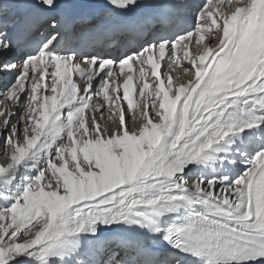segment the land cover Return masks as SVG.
Returning <instances> with one entry per match:
<instances>
[{"label": "snow or ice", "instance_id": "6c2138e0", "mask_svg": "<svg viewBox=\"0 0 264 264\" xmlns=\"http://www.w3.org/2000/svg\"><path fill=\"white\" fill-rule=\"evenodd\" d=\"M23 6L0 0V59L26 49L0 63L16 73L0 91V264H264V0H167L102 28L59 0Z\"/></svg>", "mask_w": 264, "mask_h": 264}, {"label": "bare ground", "instance_id": "6f19581e", "mask_svg": "<svg viewBox=\"0 0 264 264\" xmlns=\"http://www.w3.org/2000/svg\"><path fill=\"white\" fill-rule=\"evenodd\" d=\"M35 33H37V31H36ZM16 55H17V51H16V53H15L14 56H9L8 58H3V59L13 60V59L16 57ZM3 59H0V63L3 62ZM184 64H187V62L185 61ZM167 71H170V72H171V74H172V76H173V78H174V81L177 82V83L179 82V80H180L181 78H183V79H185V80H186L187 78H190L188 74H183V73H181L179 69H175L174 71H172V70H170V69H167ZM6 73H7V74H6ZM5 74H6V75H9L10 72L3 71V70L0 71V75H1V76L5 75ZM15 74H16L15 71H13L12 75L14 76ZM10 78H11V77H10ZM8 81H9L8 78H5V77H2V78H1V81H0V91L3 90L4 86H6V82H8ZM3 82H4V83H3ZM77 83H78V84H81L80 82H77ZM153 87H154V86H153ZM49 94H50V93H49ZM139 98H140V97H139ZM0 99H1V102H2V104H1V108H0V109H3V108L5 107V103L3 102V98H2V97H0ZM138 101H140V99H138ZM140 102H141V104H142V101H140ZM94 103H99V104L103 105L102 98L99 99V100H95ZM12 107H13V110H14L15 105H13ZM103 110H104V118H103V119H101L100 116L97 115V120L100 122L101 127H102V128H103V127H108L109 129L115 127V125L118 123V117L113 118L112 120H109V119H108V109H107V108H104ZM125 111L127 112V110H125ZM2 119H3V118L0 117V121H2ZM138 123H139V117L137 116L136 124H138ZM132 126H134V125H132V124L129 125V127H132ZM1 146H2V145H1ZM121 235H122V234H120V233H116V232H104V233H103L104 238H106V239H108V240H114V239L112 238L113 236H114V237H115V236H116V237H121ZM111 238H112V239H111ZM101 254H102V252L99 253V256H97V257L100 258ZM93 258L96 259L95 256H94Z\"/></svg>", "mask_w": 264, "mask_h": 264}, {"label": "rangeland", "instance_id": "374dc122", "mask_svg": "<svg viewBox=\"0 0 264 264\" xmlns=\"http://www.w3.org/2000/svg\"><path fill=\"white\" fill-rule=\"evenodd\" d=\"M0 71H2V70H0ZM12 73L13 72H10V74L9 75H3V76H1L0 75V81H1V78L2 77H5V78H8L9 79V81L8 82H6V86H4V88H3V90L10 84V83H12L13 81H14V79H15V75L13 76L12 75ZM11 77V78H10ZM4 83V82H3ZM2 90V91H3ZM24 98L23 97H21V100H23ZM1 104H2V102H1V99H0V108H1ZM14 111H16L17 113H19V109H16V107H14ZM18 119V115H17V117H14L13 118V121L15 122L16 120ZM2 145V146H1ZM3 148V141L2 140H0V149H2ZM4 162V160H3V158H0V163H3ZM97 256H99V254L98 255H96L95 257L97 258Z\"/></svg>", "mask_w": 264, "mask_h": 264}]
</instances>
